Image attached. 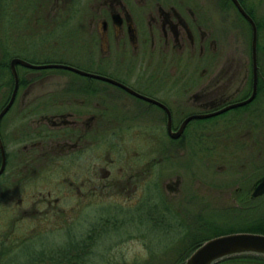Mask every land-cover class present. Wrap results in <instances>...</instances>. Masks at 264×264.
Wrapping results in <instances>:
<instances>
[{"label": "rangeland", "instance_id": "374dc122", "mask_svg": "<svg viewBox=\"0 0 264 264\" xmlns=\"http://www.w3.org/2000/svg\"><path fill=\"white\" fill-rule=\"evenodd\" d=\"M69 1L80 7L76 17L94 16L99 3L97 0ZM197 1L207 6L212 16V36L216 39L211 45L214 44L215 51L224 46L225 54L215 62V72L222 67L228 54L233 60L228 61L230 80L225 93L234 92V98L249 94L253 81L251 25L233 0ZM243 1L262 25L260 37L264 46V0ZM53 2L0 0V108L14 88L10 65L13 56L39 63L67 62L102 72L96 63L100 53L93 31L82 32L77 21L63 25L59 18L53 20V12L65 10L63 0L55 9L51 7ZM223 7L229 12L227 18ZM258 49V76L261 74L264 78V49ZM182 57H188V49ZM17 68L22 81L21 97L23 88L31 82L30 91L25 95L27 99L35 96V101L38 97L49 99L51 89L69 82L102 81L66 68H32L22 64ZM202 68L195 71L193 63L181 71H166L164 76H156L154 80L194 82L199 77L200 81H207L206 76H201ZM10 113L12 115V111L5 119H13ZM208 123L207 128L211 130L203 127L205 132H185L178 143L172 142L165 132H125L124 137L120 133L117 138L124 146V154L119 148L109 151L104 147L103 166L107 164L106 159L114 157V176H119L121 170L126 173L127 165H131V170L136 171L133 196L127 197L121 183L117 188L115 185L104 187L103 215L95 217L94 203L87 207V213L80 214L73 207L70 229H65L62 218L58 217L50 232L36 233L32 227L36 223L33 214H24L23 206L18 204V195H14L17 191L2 195L0 240L5 242L6 250L0 259L6 264L25 261L29 264L176 263L182 258L181 248L190 246L195 238L257 226V222L264 219V193L255 197L252 190L264 175V83L247 106L231 108ZM10 134L13 136V132ZM162 138L165 149L159 147ZM14 145L15 140L10 139L8 149L11 151ZM128 146L127 155L131 157L127 162L123 157ZM62 160L61 157L59 161ZM143 168L150 173L147 181L143 180ZM47 187L56 189L58 185ZM144 200H147L146 205H143ZM51 253L52 260L43 259ZM215 264L239 262L222 260Z\"/></svg>", "mask_w": 264, "mask_h": 264}, {"label": "flooded vegetation", "instance_id": "af4514ba", "mask_svg": "<svg viewBox=\"0 0 264 264\" xmlns=\"http://www.w3.org/2000/svg\"><path fill=\"white\" fill-rule=\"evenodd\" d=\"M53 1L51 7L55 9L62 0ZM97 1L94 16L76 17L80 7L63 0L65 10L53 12L52 19L59 18L63 25L77 21L82 32L93 31L100 53L96 63L103 69L98 73L154 100L121 83L86 74L83 75L102 81L69 82L57 90L51 89L49 99L38 97L36 101L35 96L27 99L25 95L30 91L31 82L23 88V97L19 87L22 81L19 82L16 97L0 120V136L4 143V151L0 147V197L17 191L14 195H18V204L23 206L24 214H33L36 223L32 227L36 233L50 232L58 217L62 218V226L70 229L73 207L80 214L87 213V207L94 203L95 217L102 216L104 187L115 185L117 188L121 183L127 197L133 196L136 171L131 170V165H127L126 173L121 170L119 176H114V157L106 159L107 164L103 166L104 147L109 151L119 148L124 154V146L117 138L120 133L124 137L125 132H165L172 142L178 143L185 132H205L203 127L208 129L209 120L231 108L247 106L259 92L258 89L248 103L212 113L248 94L234 98V92L225 93L230 80L228 61L233 60L228 54L222 67L215 72L214 64L225 54L224 46L215 51L214 44L211 45L216 39L212 36V16L209 8L197 0ZM102 6L104 11H100ZM96 12L104 15L99 17ZM228 13L223 7L224 17L227 18ZM185 49H188V57L183 59ZM193 63L195 71L203 67L201 76H206L207 81H200L199 77L194 82L154 80L156 76H164L166 71H181ZM241 87L237 88L238 92ZM252 89L253 83L251 92ZM10 111L13 119L7 120ZM194 114L207 115L189 118L182 128L184 120ZM170 132L183 133L174 137ZM10 139L15 140L11 151L8 149ZM129 147L123 157L127 162L131 157L127 155ZM159 147L165 149L163 138ZM61 157L62 162L59 161ZM149 175L143 168V180L147 181ZM50 184L58 187L45 188ZM122 211L127 210L122 208ZM0 245L1 255L6 250L5 242L0 240ZM44 258L52 260L53 254ZM0 264L6 263L0 259Z\"/></svg>", "mask_w": 264, "mask_h": 264}, {"label": "water", "instance_id": "95a60500", "mask_svg": "<svg viewBox=\"0 0 264 264\" xmlns=\"http://www.w3.org/2000/svg\"><path fill=\"white\" fill-rule=\"evenodd\" d=\"M233 1L235 2L238 9L247 18V20L250 22L252 26L253 90L248 97L241 99V100L231 102L227 104L226 106H224L223 108L215 110L212 113H218L227 108L248 103L256 96V93L258 90V70H259L258 25H257L255 18L246 9V7L243 5L241 0H233ZM18 64H22V65H25L27 67H32V68H46V67L66 68V69H71L75 72H79L81 74H86V75L99 77V78L112 80V81L121 83L120 81L108 75L90 71V70L81 68L77 65L71 64V63H67V62L39 63V62H34L29 59H26L22 56L16 55V56H13L10 60L11 71H12V74L15 80L14 88H13V92L11 94L9 101L0 110V120L3 117V115L6 113V111L9 109V107L12 105L16 97V92H17L19 82H20V75H19L18 68H17ZM122 85L135 91L134 89H132L131 87L125 84H122ZM135 92L139 95H142L144 97L154 100V98H152L151 96L141 94L137 91ZM195 115L202 116V115H207V114H194V115L189 116L188 118L184 120L182 124V128L187 122V120L191 117H194ZM182 133L183 132H170V134L174 137H178ZM0 147L4 151V143L2 141L1 136H0ZM4 163H5V156L3 159V165ZM263 193H264V175L261 178H259L258 181H256L252 195L258 196ZM240 253H255V254L264 255V232L252 231V230H240V231H230V232H224V233L213 235L203 240L200 244H198L196 248L187 256L183 264H215L217 261H219L222 258H225L230 255H234V254H240Z\"/></svg>", "mask_w": 264, "mask_h": 264}, {"label": "trees", "instance_id": "16d2710c", "mask_svg": "<svg viewBox=\"0 0 264 264\" xmlns=\"http://www.w3.org/2000/svg\"><path fill=\"white\" fill-rule=\"evenodd\" d=\"M242 3L245 5V7L247 8V10L254 16V18L256 19L257 21V24H258V28H259V42H258V47H260L261 49H264V46L261 42V37H260V31L262 30V25L260 23V21L257 20L255 14L246 6V4L244 3L243 0H241ZM262 82L264 83V78L262 77V75L260 74L259 76V84H258V89H260L262 87ZM250 93V92H249ZM248 94V93H247ZM249 95V94H248ZM154 208V207H153ZM151 216V214H149V217ZM259 223L257 226H253V227H247V228H243L244 230H252V231H259V232H264V219L263 220H260ZM221 232H216L214 233L215 234H219ZM193 235H195L194 233H192ZM212 235H209L208 237H210ZM208 237H205L204 239H199V238H195L193 239L192 243L190 246H184L183 248H181V255H182V258L180 259L179 262H167L166 264H183L186 257L195 249V247L200 244L203 240H205L206 238ZM222 260H230V261H233V262H239V264H264V255H261V254H255V253H241V254H234V255H231V256H228L224 259H221L220 261ZM218 261V262H220ZM217 262V263H218Z\"/></svg>", "mask_w": 264, "mask_h": 264}]
</instances>
